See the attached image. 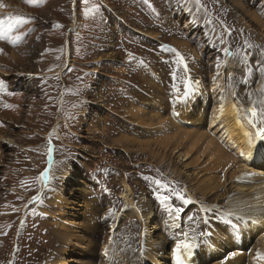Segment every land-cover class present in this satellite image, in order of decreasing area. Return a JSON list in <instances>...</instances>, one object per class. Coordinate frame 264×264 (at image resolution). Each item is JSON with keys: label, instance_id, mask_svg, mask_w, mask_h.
I'll use <instances>...</instances> for the list:
<instances>
[{"label": "rangeland", "instance_id": "1", "mask_svg": "<svg viewBox=\"0 0 264 264\" xmlns=\"http://www.w3.org/2000/svg\"><path fill=\"white\" fill-rule=\"evenodd\" d=\"M8 17L25 22L0 39V264H148V210L173 240L200 220L177 151L192 172L219 142L207 129L195 152L186 130L198 112L187 127L170 119L185 91L213 101L201 133L238 87L255 91L264 120V0H4Z\"/></svg>", "mask_w": 264, "mask_h": 264}, {"label": "bare ground", "instance_id": "2", "mask_svg": "<svg viewBox=\"0 0 264 264\" xmlns=\"http://www.w3.org/2000/svg\"><path fill=\"white\" fill-rule=\"evenodd\" d=\"M254 98V102L253 99H251L252 101H249L246 108L250 114V118H253L251 111L254 109L257 113L255 118L261 119V123L257 125V127L251 126L252 120H245V115L240 118L235 104L230 102L225 106V108L220 107L217 110V116L212 114V119L209 121L206 128H202V131H204L202 133L200 132V129L195 128L199 124H204L203 120H205V116L201 111L209 105L214 104L212 101L209 102L211 99L209 94L197 100L199 101L195 106L197 110L200 109V106H205L202 107L201 111H195L198 112L197 114H199V116L195 117L194 120H192L193 122H188L192 127V130H186L187 133H190L186 136L188 138L186 141H192L191 143L193 145V149H195V152H199V149L202 148L200 142L203 139V135L208 133V129L211 134L216 135L217 133L219 142L221 140L223 141V144L209 141L210 147L207 146V148L203 149V154H206L205 157H208V160L192 172L187 171L190 166V163L187 162L188 153H181L177 151L178 153L176 152L177 154L175 156V160L179 164L180 168L185 171L188 180L193 184V194L195 199L198 198L203 202L204 199H208L211 195L215 196V192L222 188L223 192L215 196L212 202H215L217 205L221 204L220 207H224L225 210L222 213L223 217H226L227 220L235 218L238 221H243L247 226H249L250 223H255L250 230L251 239L257 237L253 248H260L259 251L261 252V256H264V163H261V159L264 158V155L261 154L260 159L255 158L253 154H250L252 150H254L253 144L257 139L256 132L258 128H264V122H262L264 120L262 111L257 108L256 102H260L259 98ZM240 112L242 111L240 110ZM222 127H224V129L226 128L225 131H223L224 129L222 130ZM179 129L181 128H175V130ZM192 131L196 132L193 133ZM225 132H227L226 136H228V140L223 136V133ZM200 134L202 136H200ZM206 139L208 138L206 137ZM250 140L251 143H249ZM223 148L232 151L234 153L232 155H235L238 160L236 161L234 158H231L229 156V152ZM189 152H191V150H189ZM249 154L250 156L248 157ZM203 156L204 155H202V157ZM247 157H251V161L249 163H247ZM199 158L200 156L197 157L193 163L196 164ZM220 174H223V176H220ZM72 179L77 180L79 184L82 183L76 178L72 177ZM189 188L190 191L192 188L190 186ZM77 191L79 194L83 192L82 189H77L76 192ZM62 205L66 206L72 204H68L63 200ZM213 208L216 210L218 209L217 206H214ZM127 213L132 216L139 215L137 210H129ZM155 215H153L149 210L144 214L145 247L148 246V248H151L153 257H156L155 253L158 252V256L156 258H153L150 255L149 257L147 256L146 263L170 264L168 263V260L170 259L171 261L173 253L168 252L169 239L165 236L163 237L164 232H161V228H159L157 217ZM227 222L228 221L226 220L222 221L223 224L217 227H215L213 223H209V232H205L208 234V237L205 236L202 240L205 241L207 239L209 241L208 243L211 244L216 252L226 251L227 248L231 249L233 247L234 249L228 251V253L232 252L234 254L241 255L242 251H247V249L242 248L243 237H233L224 232L223 230L226 227L225 223ZM232 225L235 226L234 224ZM219 227L222 228V230L218 231ZM225 234L227 237H225ZM231 241L235 242L237 247L231 245ZM191 243L196 245L194 241H191ZM209 253L214 254L213 252ZM220 256L221 254L213 257L210 261H205L204 264H208L210 262L212 264H223L222 262L219 263V260L222 258H220ZM222 256L226 257L227 253ZM244 257L245 256H242L238 258L239 260L228 264H245ZM201 259L202 258H198V260ZM246 264H250V262H247ZM258 264H262V262Z\"/></svg>", "mask_w": 264, "mask_h": 264}, {"label": "snow or ice", "instance_id": "3", "mask_svg": "<svg viewBox=\"0 0 264 264\" xmlns=\"http://www.w3.org/2000/svg\"><path fill=\"white\" fill-rule=\"evenodd\" d=\"M27 2L31 4V3H34V0H27ZM24 22H25L24 19L21 17H8L7 20L0 19V39H2L5 34L11 33L13 31L14 27L22 25ZM22 39H23V36L17 35L14 38H10V42L15 44ZM181 59H183V58L181 57ZM2 85H3V81H0V86H2ZM187 95H188V92L185 91V96H187ZM251 114H252L253 118H255L257 116V113L254 109L251 111ZM252 126L257 127L255 120L252 121ZM256 137L260 140H264V128H258V130L256 132ZM249 143H251V140L249 141ZM145 179H151V178L145 177ZM153 182L155 183V185H157L158 191L161 188L165 189V194L159 198L161 199L162 202H167L170 199L169 195H167L168 186L162 184L160 180H155ZM173 192L175 194L176 199H179L183 205H187L190 203V201L187 198L183 197L178 192H175V190H173ZM183 211H184L183 207L169 208L170 214L174 213L177 218H179L180 214ZM191 219H193V217H189V220H191ZM184 235L187 236L186 233ZM204 235L207 236L208 234H204ZM208 242L209 241L207 239L204 241V243H208ZM194 247H195V245L193 243H191L190 241H188L187 239L185 241H183L181 244H178L176 249H175V252L177 254L176 255L177 261H180L182 251L186 252L190 256L192 254V250ZM258 258L264 259V256H259V254H258Z\"/></svg>", "mask_w": 264, "mask_h": 264}]
</instances>
